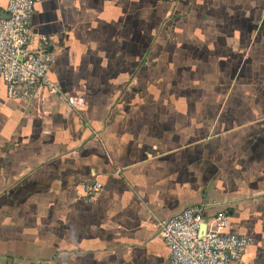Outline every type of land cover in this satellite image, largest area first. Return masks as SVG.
Here are the masks:
<instances>
[{
  "label": "crops",
  "instance_id": "crops-1",
  "mask_svg": "<svg viewBox=\"0 0 264 264\" xmlns=\"http://www.w3.org/2000/svg\"><path fill=\"white\" fill-rule=\"evenodd\" d=\"M30 27L61 94L0 79V264H167L155 219L198 203L264 264V0H35Z\"/></svg>",
  "mask_w": 264,
  "mask_h": 264
},
{
  "label": "built area",
  "instance_id": "built-area-1",
  "mask_svg": "<svg viewBox=\"0 0 264 264\" xmlns=\"http://www.w3.org/2000/svg\"><path fill=\"white\" fill-rule=\"evenodd\" d=\"M175 2L177 0H168ZM35 0H8L0 13V79L8 98L30 99L38 86L61 94L48 71L54 61L46 35L32 32L30 24ZM70 104L73 98H68ZM83 198L92 200L102 183L86 181ZM205 205L192 204L167 218H156L158 232L168 248L167 264H244L243 253L253 239L227 230L228 214L218 211L205 219ZM206 229L199 234L200 225Z\"/></svg>",
  "mask_w": 264,
  "mask_h": 264
},
{
  "label": "rangeland",
  "instance_id": "rangeland-1",
  "mask_svg": "<svg viewBox=\"0 0 264 264\" xmlns=\"http://www.w3.org/2000/svg\"><path fill=\"white\" fill-rule=\"evenodd\" d=\"M164 1H167V2H170V1H168V0H164ZM176 2V1H175ZM175 2H170V3H175ZM49 76V75H48ZM49 78H50V76H49ZM51 79V78H50ZM59 86V85H58ZM262 127H264V121H263V123H261V124H257V125H255V127H250L249 129H247L246 131H251V132H253V131H256V130H260ZM228 220H229V216H228Z\"/></svg>",
  "mask_w": 264,
  "mask_h": 264
},
{
  "label": "water",
  "instance_id": "water-1",
  "mask_svg": "<svg viewBox=\"0 0 264 264\" xmlns=\"http://www.w3.org/2000/svg\"><path fill=\"white\" fill-rule=\"evenodd\" d=\"M2 16L6 17L7 18V14L6 13H2ZM206 229V223L203 222L201 225H200V230H199V234H202Z\"/></svg>",
  "mask_w": 264,
  "mask_h": 264
}]
</instances>
